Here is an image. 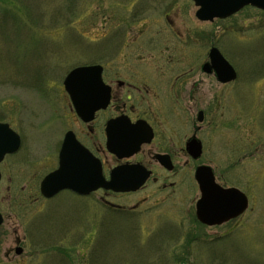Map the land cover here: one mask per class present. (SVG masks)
Returning a JSON list of instances; mask_svg holds the SVG:
<instances>
[{"label":"rangeland","instance_id":"obj_1","mask_svg":"<svg viewBox=\"0 0 264 264\" xmlns=\"http://www.w3.org/2000/svg\"><path fill=\"white\" fill-rule=\"evenodd\" d=\"M196 10L189 0H0V120L22 137L1 163L0 264H264V11L245 7L202 21ZM212 45L235 67L232 82L202 71ZM96 63L114 87L127 83L98 118V132L120 113L115 107L130 114L135 71L152 86L149 113L161 128L172 117L190 134L192 113L196 119L207 108L203 161L249 196L238 221L207 227L193 219L195 193L186 178L194 168L185 154L181 183L164 190L150 183L132 195L41 196L65 131L81 133L69 116L64 78ZM179 75L187 76L178 100Z\"/></svg>","mask_w":264,"mask_h":264},{"label":"water","instance_id":"obj_2","mask_svg":"<svg viewBox=\"0 0 264 264\" xmlns=\"http://www.w3.org/2000/svg\"><path fill=\"white\" fill-rule=\"evenodd\" d=\"M249 3L264 8V0H195V4L199 6L196 15L203 20H213L215 17H226ZM209 57L210 61L204 64L206 70H210L211 63L220 80L229 81L236 77L234 67L216 46L210 49ZM64 85L77 113L85 120L96 109L107 106L110 100V90L102 80V66L99 64L72 69L66 76ZM135 127L140 130L143 124L139 122ZM106 132L107 148L119 157L129 156L130 147L136 151L141 142L149 141L152 136L143 135L130 142V120L124 115L109 120ZM71 137L74 136L68 133L63 142L59 168L47 174L41 182V192L45 196H52L63 188H72L80 193H89L99 187L116 191L134 190L149 176L148 171L130 175V164H123L115 167L111 171L110 180H106L100 161L76 138L74 140ZM20 145V135L9 123L0 121V162L6 154L17 151ZM194 147L196 154H199L201 143L195 142ZM159 156L163 157L161 154ZM196 177L202 191V197L197 204V215L201 221L219 223L241 213L248 206V199L242 191L235 187L223 188L215 183L210 167L199 166ZM2 221L0 213V224ZM17 252H22V248H17Z\"/></svg>","mask_w":264,"mask_h":264},{"label":"flooded vegetation","instance_id":"obj_3","mask_svg":"<svg viewBox=\"0 0 264 264\" xmlns=\"http://www.w3.org/2000/svg\"><path fill=\"white\" fill-rule=\"evenodd\" d=\"M189 1L193 2V0H189ZM246 7H252V6L248 5ZM204 64L205 63H202L201 65V69L203 72H205L206 74H210V75L213 74V76H215L216 79L220 83H223V84L227 83V81H222L218 78L215 69L211 66V63H209L210 70H206V68H204ZM104 72H105V68L103 69V73ZM186 72L188 73V71ZM139 76L140 75H138L135 71L134 75L130 76V83L128 84L130 86V114L125 112L126 110L124 108L122 109L125 111H121V107H115L114 108L116 109L115 111L116 112L118 111L120 113H113L109 117L107 116L100 132L96 130V123L98 121V118L102 117L101 115L102 112H106L110 110L111 106L113 105V101H114L113 99L115 98V95H118V92H117L118 89L121 88L122 86H125L127 83H125L124 81L117 80L116 82L117 86L114 87L113 82L107 81L104 77L105 83L110 86L111 99H110L109 105L104 109L97 110L94 113L93 118L89 121H85L82 118H80L75 113L74 108L71 106L70 108L71 112L69 113V116L71 119L73 118L76 123H78V126L81 128V133L84 136L82 137L80 135L81 133L79 132L77 133L76 129H72V127H69L63 135L61 145L64 141V138L67 132L72 131L74 135L76 136V138L84 146H86L97 158L100 159L103 172L107 178H109L110 170L113 167H115L116 165L120 163H124V162L130 163V175L131 174L134 175L136 172L137 173L141 172L143 167L145 170L150 171V175L145 181V183L142 184L136 190H130V195L143 190L150 183L158 184L159 188L163 190L167 189L168 187L179 185L183 178L181 165L179 164V159L185 154L187 157L186 162L191 161L193 163V168H194L193 174L190 177L191 179L190 178H186V179L189 180V182L191 183L193 193H195L194 195V198H195L194 215L197 216L196 215V204H197L198 199L200 198L201 193H200L199 182L196 179L195 173L199 165H202V164L209 165V163L203 161V156L205 153V144H204L205 140L202 136H200L201 130H202L201 123L205 120L207 108L205 107V109L204 108L198 109L196 119H195L194 114L192 113V117L189 120L191 124L190 134H187V133L184 134L183 129H182V124L178 125L177 123H173L175 119H172V117L171 118L167 116L166 118L164 117L165 120L169 121V125L167 126L168 127L167 129L165 127L161 128L160 127L161 119L159 120L157 116L153 118L151 116L154 114L149 113V103H150L149 94L151 91V88H150L151 85H149V83L146 80L144 79L140 80L139 78H137ZM184 76H187V75L176 76L173 81V88L176 90L174 93V96L178 100L181 99L180 97H182L180 96V91H181V81L184 78ZM194 94L195 93H193L192 96ZM176 103L178 104L179 102H176ZM185 107L188 109V105H186ZM119 114H127L130 117V142L131 140H134V139H140L143 135L146 136L148 129H150L152 133L150 140L143 142L139 146V149L136 152L133 151L132 148L130 147V158L123 159V160L118 159L114 154L107 151L105 142H104V146L102 144L103 137L105 138V141H106L105 127H106L107 120ZM170 114L171 116H174L173 113L170 112ZM185 116H186V119L188 120V115H185ZM176 117H179L178 112L176 113ZM138 122H143L142 124L145 127H143V129L141 128L140 130L137 127V129L135 130V123H138ZM195 140H200L201 142L202 149H201L200 154H196L197 150L194 147L195 142H196ZM191 143H192V147H191ZM105 153H108L112 157L111 159L113 160V162H111L109 158H107L106 156L103 157ZM160 154L163 157H160L159 156ZM162 158H163V161H165V163L162 161ZM108 162H110V164ZM58 165H59V153H58L57 166L54 167L52 170H55L58 167ZM213 170L215 172L214 168ZM215 175H216V172H215ZM215 177H216L215 181L217 180V182L221 184V186H230L226 184L225 181L219 180L217 175ZM98 190H103V189H98ZM98 190L93 191L90 194L95 193ZM65 191L76 194V192L69 190V189ZM223 206L225 208V204H223ZM135 209H136V205L130 206V213L132 211H135ZM244 213L241 212L235 215L234 217L227 219L226 223H229L230 221L231 222L238 221ZM222 224L214 225V226H220ZM206 226L214 227V226H208V225Z\"/></svg>","mask_w":264,"mask_h":264}]
</instances>
